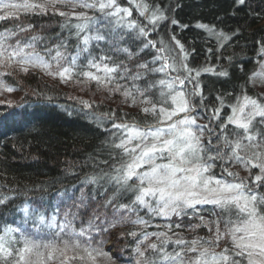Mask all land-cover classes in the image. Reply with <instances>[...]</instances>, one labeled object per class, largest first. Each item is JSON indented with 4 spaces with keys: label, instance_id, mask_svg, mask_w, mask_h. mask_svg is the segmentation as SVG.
<instances>
[{
    "label": "snow or ice",
    "instance_id": "6c2138e0",
    "mask_svg": "<svg viewBox=\"0 0 264 264\" xmlns=\"http://www.w3.org/2000/svg\"><path fill=\"white\" fill-rule=\"evenodd\" d=\"M236 2L243 5L245 0ZM58 5L73 11H60ZM76 8L94 10L102 14L106 23H101L100 19L89 16L87 12L74 11ZM136 8L140 16L148 21L147 25L136 20L122 23L125 17L132 16V11L120 7L117 0H45L44 3L37 0H0V20L35 12L47 14L51 9L69 21L73 17L80 21L72 25L79 41L75 55L69 58L66 55L67 46L58 44L55 46V56L52 57L58 66L62 61H68L67 66L56 72L65 81L72 79L78 68L81 69L78 75L105 87L117 80L121 65L113 61L112 66H109L106 61H112V57L94 56L90 51L93 42H106L115 46L122 41L123 36L117 35L115 28L128 29L135 32L137 37H143L140 51L149 47L156 48L157 55L152 64L158 66L150 68L148 63L139 64L137 67L143 72L134 74L125 67L126 75L119 78L131 79L132 87L116 84L113 89L115 92L123 89L121 94L125 100H131L132 105L139 103L141 112L151 117L153 122L141 124L133 120L113 124V128L121 132L119 142L113 146L121 150L124 159L114 168L115 174L108 178V182L114 183L117 188L112 199L106 203L111 204L121 192H131V202L120 204L116 209V212L124 209L134 213L136 219L131 220V223L145 229L149 227L148 220L139 215L141 209L151 216L167 219L173 216L186 217L191 213L199 221L191 225V229L195 231L206 228L208 236H197L192 240L178 237L172 240L167 231L148 233L142 230L139 234L136 231L129 232L127 235L137 238L134 264H264V152L247 154L250 147H264V102H261L264 96L256 98L245 93L236 97V102L228 106L230 114L226 116L221 115L225 107L223 98L217 96L219 106L203 108L208 113V123H198V116L193 114L196 111L193 98L199 96L202 104L204 97L197 78L202 71L214 69L189 68L186 63L188 53L175 36L171 40L182 54L179 63L171 54L174 50L162 40L157 48L158 42L148 39L149 25L152 26L151 30H155L168 17L162 10L151 8L147 3H136ZM171 23L175 25L178 21L172 20ZM93 25L100 26L93 29ZM197 27L206 29L218 40L222 38L227 42L231 39L223 32H216L214 27L205 24H198ZM13 35L15 33L7 31L0 33V65L15 64L23 72H28L30 67H40L46 71L52 68V63L35 51L33 43L21 45L17 41L15 46L9 45L8 37ZM220 46L223 47V44ZM62 48L65 51H61ZM116 50L127 54L129 58L134 55L128 48ZM261 52L264 53V45L261 46ZM82 55L86 63L78 64ZM153 73H161L165 77H171L172 73L176 75L148 82L147 76ZM49 74L52 73L49 71ZM218 75L227 76L228 73L222 71ZM257 78L264 83V63H261V70L252 73L249 82L254 85ZM141 80L145 81L143 87L136 83ZM186 82L194 85L190 92L186 89ZM157 89L154 93L153 90ZM13 90L7 88L9 92ZM84 103L86 107H91L87 102ZM217 164L221 169L219 175L213 171ZM237 164L249 172L248 177H240L238 172L228 167ZM252 169H258L259 173L252 176ZM89 182L95 183L97 178L92 177ZM8 199H0V204H5ZM203 205L213 206L214 210L209 213L211 219L201 214ZM22 211L25 217L34 219L32 228L35 231L27 235L21 227L5 226L0 231V264H72L73 261L98 264L100 259L105 264H111L110 254L103 249L104 241L93 243V232L107 231L95 224L98 216L94 215L87 227L77 230L67 214L63 221H58L56 215L51 219L42 213L33 216L27 206ZM33 212L36 213V210ZM126 222L128 218L121 216L108 222V227L114 228ZM41 226L50 230L51 238L43 237ZM174 226L180 228L182 225L177 223ZM165 227L171 231L173 224ZM152 236L163 239L160 244L153 242L142 247ZM224 240L229 242L228 245L217 251ZM168 244H175L178 250L168 252ZM70 252L73 254L69 255Z\"/></svg>",
    "mask_w": 264,
    "mask_h": 264
},
{
    "label": "trees",
    "instance_id": "16d2710c",
    "mask_svg": "<svg viewBox=\"0 0 264 264\" xmlns=\"http://www.w3.org/2000/svg\"><path fill=\"white\" fill-rule=\"evenodd\" d=\"M117 3L131 9L129 20H136L142 25H147L148 21L140 16L136 3H147L151 8L162 10L168 19L161 21L155 30H151L149 25L148 39L157 41V48L162 40L174 50L171 54L179 63L182 54L171 40L175 36L188 53L186 63L189 68L214 69L202 71L197 78L203 90V103L199 96L193 98L196 111L204 117L206 124L208 113L203 108L219 106L217 96L223 98L225 107L222 114H225L236 97L245 93H262L264 87H259L256 82L253 85L249 77L264 56L261 52L264 45V0H245L243 5L236 0H117ZM172 20L178 21V24H172ZM68 22L67 18L51 9L47 14L35 12L0 20V33H15L8 37L9 45L15 46L17 41L21 45L33 43L35 50L48 55L47 60L52 63L53 69L49 70L52 73L49 74L40 67H30L28 72H23L15 64L0 65V199L9 197L5 204H0V231L5 226L21 227L27 235H32L35 231L32 228L34 219L25 217L22 211L25 206L33 216L42 213L51 219L56 215L58 221H63L67 214L77 230L87 227L95 215L99 217L95 224L107 231L93 232V243L104 241L103 249L110 254L111 264H134L137 238L127 235L132 231L152 233L157 232V225L173 224V229L167 230L172 240L206 236V228L191 229V225L199 223L191 213L171 219L153 218L148 214L144 216L149 223L146 229L131 223L136 219L134 213L124 209L116 212L120 204L131 202V192H121L111 204L106 203L112 199L117 188L114 183L108 182V178L115 174L114 168L124 159L121 150L113 146L119 140L120 130L113 128L112 123L135 120L144 124L152 119L141 112L139 103L132 105L131 100H125L121 94L123 89L115 92V87L111 88L116 84L131 88V79L118 77L113 84L105 87L83 76L74 75L65 81L56 75L60 68L67 66L68 61H62L58 66L52 60L55 46L66 45L76 38L74 31L68 29ZM198 24L214 27L216 32H223L231 39L227 42L222 38L218 40L206 29L197 27ZM21 28L26 30L20 31ZM115 32L123 36L118 44L95 42L91 49H104L109 56L112 48L120 56L118 64L122 74L125 67L131 74L143 72L137 67L139 64L148 63L152 67L156 48L140 51L143 37H137L128 29ZM33 37L37 39L33 40ZM117 48H128L134 55L129 58ZM222 71H227L228 75H218ZM147 81H156L154 75L149 74ZM136 83L143 87L145 81ZM193 86L187 84L186 88L190 92ZM8 87L14 90L9 92ZM153 91L155 93L158 89ZM84 102L91 107H86ZM215 169L219 175L220 165L217 164ZM92 177H96L97 182H89ZM144 213V210H139L140 216ZM203 213L209 214L206 211ZM121 216L127 217L128 222L108 227V222ZM177 223L182 226L175 228ZM41 228L43 237L51 238L50 230L44 226ZM121 233L124 235L121 236ZM161 239L152 236L142 247L153 242L160 244ZM173 245L168 244L167 250ZM72 264L80 262L73 261ZM98 264H105V261L100 259Z\"/></svg>",
    "mask_w": 264,
    "mask_h": 264
},
{
    "label": "rangeland",
    "instance_id": "374dc122",
    "mask_svg": "<svg viewBox=\"0 0 264 264\" xmlns=\"http://www.w3.org/2000/svg\"><path fill=\"white\" fill-rule=\"evenodd\" d=\"M5 2H20V0H5ZM37 2H39V3H44L45 2V0H37ZM120 7H123V8H128V7H126V6H122L121 4H119V3H117ZM58 8H59V10L60 11H73V9H71V8H66V7H63V6H60V5H58L57 6ZM74 11H76V12H87L88 13V15L89 16H95V15H99V16H97V18L98 19H100L101 20V23H106V21L104 20V18L102 17V14H100V13H97V12H95L94 10H88V9H83V8H76V9H74ZM0 14H2V13H0ZM129 20V17H125V20L122 22V23H127V21ZM80 21H78L77 19H75L74 17L68 22V29L69 30H71V31H74V33H75V29L72 27V25H74V24H76V23H79ZM114 23V22H113ZM100 25H93L92 27H93V29H95V27H99ZM115 31H120V28H115ZM75 35V34H74ZM78 43H79V41L77 40V38H75L74 40H72V41H68V43L66 44V46L68 45V47H69V49H70V51H68V53L66 52V55L67 56H69V58H70V55H75V53H76V51H77V45H78ZM94 43L95 42H93V45H92V47L94 46ZM62 50V49H61ZM112 50V51H111ZM111 50H110V53H109V56L110 57H112V61H106V63H108L109 64V66H112V62L114 61L115 63H119V54H116V53H114V50L111 48ZM36 52H38V53H40V55L42 56V57H44V59L45 60H47V57H48V55L46 56V53H44V52H40V51H37V50H35ZM90 51H91V53H92V55H94V56H100V55H107V52H105V50L104 49H99V50H92V49H90ZM56 52V51H55ZM263 55H264V53H263ZM108 56V55H107ZM48 61V60H47ZM86 63V60H85V58H84V56L82 55L81 56V58L78 60V64H85ZM261 63H264V56H263V58H262V60L260 61V63L258 64V66H257V68H256V71H259V70H261ZM154 66H158V65H152V67H154ZM52 71H53V69H51ZM81 69H77L76 70V73H74L73 74V77H74V75H77V76H80V75H78L77 73L80 71ZM83 70H85V71H87L88 69H83ZM93 71H95V70H93ZM255 71V72H256ZM151 75H154V77H155V80H159V79H163V78H173V77H175V75H171V77H165L164 76V74H161V73H153V74H151ZM122 76H124V73L122 74V73H119L118 74V77H122ZM118 79V78H117ZM256 83H258V86L259 87H261V85H262V88L264 87V83H261L260 82V80H259V78H257V80H256ZM187 85V84H186ZM115 86H112L111 88H114ZM187 89V88H186ZM262 90V93H259V94H256V95H254V94H248V93H246L247 95H249V96H253V97H256V98H261L262 96H264V93H263V90H264V88L263 89H261ZM188 91V90H187ZM261 92V91H260ZM257 93V92H256ZM236 102V100L234 101V103ZM261 102H264V99H262V101ZM233 103V104H234ZM194 115H196V116H198V123H201V124H206V120L204 119V117H202V116H199V113L197 112V111H195L194 113H193ZM228 114H230V109H229V111L228 112H226L225 114L223 113H221V115H223V116H226V115H228ZM124 122H128V121H123V120H121V121H116V122H113L112 123V126H113V124L114 123H116V124H119V123H124ZM149 122L150 123H152L153 121L152 120H149ZM229 128L231 129L232 128V126L230 125L229 126ZM119 133L121 134V132L119 131ZM119 142V140L117 141V143ZM254 151H260V152H264V147H261L260 149H252L251 147L248 149V152H247V154L248 155H251L252 154V152H254ZM229 168H230V170L231 171H234V172H238L239 173V175H240V177H248L249 176V172L247 171V170H245L244 168H242L240 165H229L228 166ZM214 171V173L215 174H217L218 175V171H217V169H214L213 170ZM259 173V170L258 169H252V176H255L256 174H258ZM134 182V181H133ZM132 199H133V196H132ZM201 208H202V215H205V217H206V219H211L212 217H210L209 216V214H205V213H203V212H209V213H211L214 209H213V206L212 205H203V206H201ZM141 210H144V209H141ZM145 211V213H144V215L142 216L143 218H144V216H147L149 213L146 211V210H144ZM150 215V214H149ZM217 215H219V214H217ZM151 216V215H150ZM151 217H153V218H155L156 216H151ZM165 225H167V224H165ZM165 225L163 224L162 225V227H156L155 229H156V231L159 233V232H164V231H167V228L165 227ZM221 227L223 228V225H221ZM206 236H208V233L206 234ZM206 236H203V235H201L200 237H206ZM196 236H190V237H184L183 239H185V240H192L193 238H195ZM228 241L227 240H224V241H221V243H220V245H219V248H217L216 250L217 251H219L220 249H222V248H224L226 245H228V243H227ZM174 249H177V247H176V245H173V246H171V248L169 249V250H167L168 252H172ZM178 250V249H177Z\"/></svg>",
    "mask_w": 264,
    "mask_h": 264
}]
</instances>
